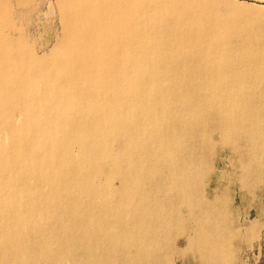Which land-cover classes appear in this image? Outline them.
Here are the masks:
<instances>
[{
    "label": "bare ground",
    "instance_id": "bare-ground-1",
    "mask_svg": "<svg viewBox=\"0 0 264 264\" xmlns=\"http://www.w3.org/2000/svg\"><path fill=\"white\" fill-rule=\"evenodd\" d=\"M217 4L57 0L63 34L37 42L40 6L0 0V264H168L187 230L232 264L208 184L226 148L264 188V9Z\"/></svg>",
    "mask_w": 264,
    "mask_h": 264
},
{
    "label": "rangeland",
    "instance_id": "rangeland-1",
    "mask_svg": "<svg viewBox=\"0 0 264 264\" xmlns=\"http://www.w3.org/2000/svg\"><path fill=\"white\" fill-rule=\"evenodd\" d=\"M217 1L216 10L219 12L222 19L228 17V12L232 4L242 5L246 8L258 7L257 9H264V0ZM32 2L33 8H38L40 6V11L34 13L31 16L32 20H30V23H33L35 26V34L32 39L39 42L40 39L46 41V38H60L63 34V30L56 9L57 0H32ZM51 48L50 46L44 52H50L52 50ZM215 169L217 174L213 175V178L211 177L208 184V197L209 199L213 197L210 199L212 201L216 195H222L225 191L231 196V210L234 212L233 219L238 232L233 245L234 258L232 264H264L263 186L254 193V196L247 195L245 192L241 191L238 183L239 174L235 172L231 166L230 156L226 148L220 151V157H218V163ZM253 225H256L255 232L249 234L248 231ZM194 237L195 235L187 230L178 238L177 244L175 245L177 251H174L176 256H173L168 264H193L194 262V264H199V256L191 252L192 247L188 244V241ZM184 253H186V255H184Z\"/></svg>",
    "mask_w": 264,
    "mask_h": 264
}]
</instances>
